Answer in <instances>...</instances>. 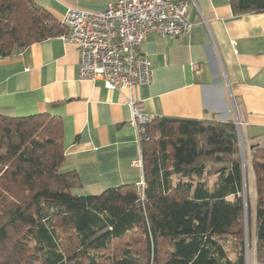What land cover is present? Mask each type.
<instances>
[{
  "label": "trees",
  "instance_id": "16d2710c",
  "mask_svg": "<svg viewBox=\"0 0 264 264\" xmlns=\"http://www.w3.org/2000/svg\"><path fill=\"white\" fill-rule=\"evenodd\" d=\"M229 1L235 14L264 12V0ZM66 31L33 0H0L2 57ZM137 132L143 198L133 182L77 194V172L60 169L62 120L0 114V264H246L252 209L234 122L161 116ZM249 159L264 264V148Z\"/></svg>",
  "mask_w": 264,
  "mask_h": 264
},
{
  "label": "crops",
  "instance_id": "0c3cea01",
  "mask_svg": "<svg viewBox=\"0 0 264 264\" xmlns=\"http://www.w3.org/2000/svg\"><path fill=\"white\" fill-rule=\"evenodd\" d=\"M33 1L61 24L69 8L99 11L115 0ZM188 13L189 34L151 33L141 44L152 64L151 81L131 89L80 80L78 52L61 35L0 56V114L49 113L62 120L60 169L77 172L78 194H99L141 178V169L132 164L141 151L129 97L155 117L239 120L251 199L250 149L264 148V12L235 14L229 0H193Z\"/></svg>",
  "mask_w": 264,
  "mask_h": 264
},
{
  "label": "built area",
  "instance_id": "2783aa9c",
  "mask_svg": "<svg viewBox=\"0 0 264 264\" xmlns=\"http://www.w3.org/2000/svg\"><path fill=\"white\" fill-rule=\"evenodd\" d=\"M191 2L193 0H115L99 11L69 8L61 20L67 29L61 37L71 42L78 52V78L101 80L107 88L131 89L149 83L152 64L142 54L141 44L151 33L168 37L189 34L193 26L188 13ZM193 69H197V64H193ZM127 103L131 109L130 122L135 128L155 118L144 113L132 97ZM241 123L234 121L243 152ZM132 164L142 171L135 187L143 198L146 183L141 154Z\"/></svg>",
  "mask_w": 264,
  "mask_h": 264
},
{
  "label": "rangeland",
  "instance_id": "374dc122",
  "mask_svg": "<svg viewBox=\"0 0 264 264\" xmlns=\"http://www.w3.org/2000/svg\"><path fill=\"white\" fill-rule=\"evenodd\" d=\"M249 181H250V177H248ZM253 186V191L250 190V195H251V199H250V204H251V209H252V217H251V222H250V226H251V240H250V244L248 243V225L246 226V233H245V242H244V248H245V258H246V264H262L256 261V255H255V236H254V214H253V207H254V201H255V187ZM73 193H81L78 188L77 189H73L72 190ZM254 192V193H253ZM225 248L229 254L230 257H234V251L236 248V241L235 239H233L232 237H228L226 239L223 240Z\"/></svg>",
  "mask_w": 264,
  "mask_h": 264
},
{
  "label": "water",
  "instance_id": "95a60500",
  "mask_svg": "<svg viewBox=\"0 0 264 264\" xmlns=\"http://www.w3.org/2000/svg\"><path fill=\"white\" fill-rule=\"evenodd\" d=\"M242 166H243V174H244V159L242 157ZM244 180H245V176H244ZM246 226H247V220H246V205H245V229H246ZM246 233V231H245Z\"/></svg>",
  "mask_w": 264,
  "mask_h": 264
}]
</instances>
